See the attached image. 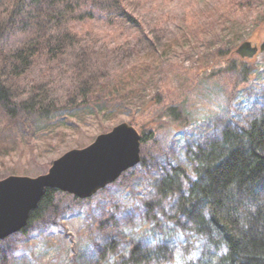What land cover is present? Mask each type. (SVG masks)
Masks as SVG:
<instances>
[{
	"label": "rangeland",
	"instance_id": "obj_1",
	"mask_svg": "<svg viewBox=\"0 0 264 264\" xmlns=\"http://www.w3.org/2000/svg\"><path fill=\"white\" fill-rule=\"evenodd\" d=\"M126 1L140 21L97 9L70 21L82 37L77 54L93 51L84 76L76 52L37 63L21 79L15 116L0 107V179L45 174L55 159L123 122L154 135L116 181L88 198L59 190L26 230L0 239V264H185L216 254L191 221L174 222L177 196L161 197L156 180L179 167L196 178L198 146L227 123L247 126L264 115V0ZM245 41L259 47L251 59L236 51ZM85 79L93 86L83 93ZM33 95L36 107L20 109ZM170 106L185 125L167 115ZM161 244L169 255L128 262L133 246L146 252Z\"/></svg>",
	"mask_w": 264,
	"mask_h": 264
},
{
	"label": "trees",
	"instance_id": "obj_2",
	"mask_svg": "<svg viewBox=\"0 0 264 264\" xmlns=\"http://www.w3.org/2000/svg\"><path fill=\"white\" fill-rule=\"evenodd\" d=\"M242 5H245L243 0L239 1V6ZM95 9L112 18L140 21L126 0H0V107L4 112L15 116L19 108L18 87L34 65L50 64L54 59L76 52L82 45V37L70 27V21L89 17L88 13ZM18 33V45H9ZM87 51L76 52L75 57L83 76L90 67L89 59L93 54V51ZM82 84L83 93L93 86L87 79ZM36 103L37 96L33 95L20 109H32ZM37 111L49 112L40 105ZM166 113L180 125H185L176 106H170ZM153 135L154 130H145L142 142ZM195 156L198 162L196 178L192 179L179 167L174 169V175L164 174L156 180L161 197L177 196V211L172 215L174 222L180 224L183 216L192 222L197 239L207 238L216 248V254L211 255L208 262L193 257L185 264H264V115L247 126L225 124L221 136L198 146ZM182 174L189 182L187 188ZM58 191L46 189L22 230L55 203ZM148 204L153 206L160 201ZM141 251L137 245L133 246L128 262L137 263L144 255L167 256L169 245L161 244L154 250Z\"/></svg>",
	"mask_w": 264,
	"mask_h": 264
},
{
	"label": "water",
	"instance_id": "obj_3",
	"mask_svg": "<svg viewBox=\"0 0 264 264\" xmlns=\"http://www.w3.org/2000/svg\"><path fill=\"white\" fill-rule=\"evenodd\" d=\"M236 51L251 59L259 47L245 41ZM141 144L139 130L123 122L99 134L90 145L69 150L55 159L45 174L0 179V239L27 226L31 212L38 207L47 188L88 198L116 181L141 161Z\"/></svg>",
	"mask_w": 264,
	"mask_h": 264
},
{
	"label": "snow or ice",
	"instance_id": "obj_4",
	"mask_svg": "<svg viewBox=\"0 0 264 264\" xmlns=\"http://www.w3.org/2000/svg\"><path fill=\"white\" fill-rule=\"evenodd\" d=\"M192 175H193V178H195L194 174H192ZM178 236L180 237L181 240L183 239V234L182 233H178ZM224 251H227V248H225Z\"/></svg>",
	"mask_w": 264,
	"mask_h": 264
}]
</instances>
